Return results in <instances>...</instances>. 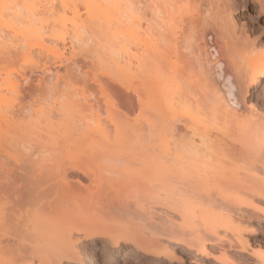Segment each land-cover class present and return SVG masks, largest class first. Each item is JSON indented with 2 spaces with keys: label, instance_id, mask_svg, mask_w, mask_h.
Listing matches in <instances>:
<instances>
[{
  "label": "bare ground",
  "instance_id": "bare-ground-1",
  "mask_svg": "<svg viewBox=\"0 0 264 264\" xmlns=\"http://www.w3.org/2000/svg\"><path fill=\"white\" fill-rule=\"evenodd\" d=\"M250 1L0 0V264H264Z\"/></svg>",
  "mask_w": 264,
  "mask_h": 264
},
{
  "label": "rangeland",
  "instance_id": "rangeland-1",
  "mask_svg": "<svg viewBox=\"0 0 264 264\" xmlns=\"http://www.w3.org/2000/svg\"><path fill=\"white\" fill-rule=\"evenodd\" d=\"M248 8H249V10L251 12H253V10L255 9L252 6V3H249ZM254 11H255L254 13L257 14V19L256 20L247 18L246 13H243V14L234 13L233 19L237 23V25L240 26V24H243L244 23V25L247 26L246 28H248L249 30H251L250 32H247V35L250 37V39H253V38L259 36L260 37L261 45L264 47V14H260V13L256 12L257 11L256 9ZM263 97H264V86H262V96L260 98L257 97V100H262L263 101V104H264V98ZM253 102H254V100H253ZM263 104H262V108H260L261 109L260 111H262V112H264V108H263L264 106H263ZM261 206H262L261 208L264 209V204H261ZM255 224H256V222H254V225ZM261 226H263V229H264V224L261 225ZM261 234L262 233L258 232V235L256 237H254V238L255 239H259L262 242H264V234H262V235ZM96 247H98V244H96ZM81 254L84 255V249H82ZM95 255H96L97 259L102 260L103 262L104 261L105 262H108V260H109L104 255L102 256L99 252H96ZM83 261H84L83 264H87V261L86 260L83 259ZM118 264H125V263H122V261L119 259ZM133 264H135V263L133 262Z\"/></svg>",
  "mask_w": 264,
  "mask_h": 264
}]
</instances>
